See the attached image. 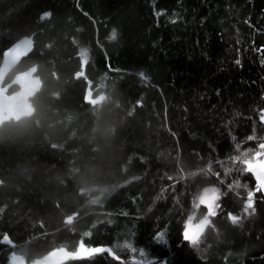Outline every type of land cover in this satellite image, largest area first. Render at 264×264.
Returning a JSON list of instances; mask_svg holds the SVG:
<instances>
[{"label": "trees", "instance_id": "trees-1", "mask_svg": "<svg viewBox=\"0 0 264 264\" xmlns=\"http://www.w3.org/2000/svg\"><path fill=\"white\" fill-rule=\"evenodd\" d=\"M23 36L5 82L35 65L42 86L0 126V264L81 242L124 264H264V193L244 210L256 181L233 160L264 143V0H0V61ZM207 188L193 246L178 229Z\"/></svg>", "mask_w": 264, "mask_h": 264}, {"label": "snow or ice", "instance_id": "snow-or-ice-1", "mask_svg": "<svg viewBox=\"0 0 264 264\" xmlns=\"http://www.w3.org/2000/svg\"><path fill=\"white\" fill-rule=\"evenodd\" d=\"M50 13L45 12L42 14V18L48 17ZM116 32L113 30L112 34L108 37L109 40H114L116 39ZM32 40L29 38H25L21 40L19 43L14 45L12 48L6 49L5 54H11L12 52H15L17 49H26L30 50L32 48ZM81 55H85V53L81 52ZM84 63V61H82ZM239 63V61H237ZM140 77L147 81V77L143 72L139 73ZM139 104L140 102L137 101ZM261 121H264V113L261 114L260 116ZM248 139H253V137H248ZM234 162L238 161L240 164H242L244 167L241 169L242 171H246L248 173H251L255 177L256 181V187L253 190H250L247 192V201L245 204V211L247 212L248 209H253V197L255 192H264V143L259 144V150L256 151L254 154L249 155V153H241L239 156H236L233 158ZM255 161V162H254ZM171 179V178H170ZM231 187V185H229ZM246 187V186H245ZM209 190L205 189V193H207ZM213 192L212 199L215 200L218 197L215 195L216 190L212 189ZM201 204H206L208 206V215L204 216L203 219L199 221L198 224L193 225L192 224V217L189 216L187 221L184 222L183 226L178 229L179 237L185 241V242H190L193 246L197 244L198 237L204 230L205 226L208 225L209 223V216L215 215V210H214V205L211 203L208 199V197L202 196L200 199ZM254 210V209H253ZM229 218L232 220L233 223H237L239 221V217L233 216L231 213L228 214ZM85 235H88L85 233ZM156 239L160 240L162 242H167L165 240V232L160 231L157 232L156 234ZM3 241L6 243H11L9 237L7 234L4 235ZM83 245V249L85 251L80 252V251H75V252H69L68 255L63 259V260H68L70 258L72 259H90L98 255H102L107 253L113 260L117 261L118 264H124V262L121 261V257L117 255V253L110 247H104V246H96V247H86L83 242L79 244L78 249L80 246ZM135 251V249H133ZM141 254H143V250H141ZM16 254H12V264H17V261L15 259ZM166 264V262H165Z\"/></svg>", "mask_w": 264, "mask_h": 264}, {"label": "water", "instance_id": "water-1", "mask_svg": "<svg viewBox=\"0 0 264 264\" xmlns=\"http://www.w3.org/2000/svg\"><path fill=\"white\" fill-rule=\"evenodd\" d=\"M25 38L28 37L23 36L17 39L6 49L12 48ZM5 50L2 52L0 61V126L10 121L16 123L24 118L29 119L35 110L32 104L33 97L40 91L42 86L41 79L36 74L35 65L24 70L15 71L11 79L5 82L7 76L14 71L21 59L31 52L32 48L30 50L17 49L7 55L4 53ZM14 86L16 89L9 92V89ZM67 255L68 253L63 248L50 250V252L36 259L32 264H62V262H65L63 259ZM15 259L17 264L25 263L19 257Z\"/></svg>", "mask_w": 264, "mask_h": 264}, {"label": "rangeland", "instance_id": "rangeland-1", "mask_svg": "<svg viewBox=\"0 0 264 264\" xmlns=\"http://www.w3.org/2000/svg\"><path fill=\"white\" fill-rule=\"evenodd\" d=\"M255 162V161H254ZM254 179H255V177H254ZM209 191L207 192V193H205V190L202 192V194H201V196H200V198H199V202H200V199H201V197L202 196H207L208 197V199H209V201L211 202V203H213V205H216V200L217 199H215V200H213L212 199V196H213V192L211 191L212 189H214V188H207ZM264 193V192H263ZM215 195L218 197V195H217V193H215ZM205 206H207L206 204H205ZM208 207V206H207ZM215 207V206H214ZM207 212H208V209H207ZM193 219H192V224L193 225H195V224H198L199 223V221L201 220V219H203L204 218V216L203 217H199V219L197 218V216H191ZM187 221V220H186ZM206 227V226H205ZM205 229V228H204ZM204 231V230H203ZM203 233V232H202ZM201 233V234H202ZM200 234V235H201ZM78 251H80V252H83V251H85L84 249H83V247L82 246H80V248H79V250ZM16 258V257H15Z\"/></svg>", "mask_w": 264, "mask_h": 264}]
</instances>
